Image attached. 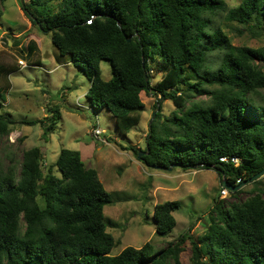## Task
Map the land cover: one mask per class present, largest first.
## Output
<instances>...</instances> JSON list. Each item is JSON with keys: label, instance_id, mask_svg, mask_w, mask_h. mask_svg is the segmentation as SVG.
<instances>
[{"label": "trees", "instance_id": "obj_1", "mask_svg": "<svg viewBox=\"0 0 264 264\" xmlns=\"http://www.w3.org/2000/svg\"><path fill=\"white\" fill-rule=\"evenodd\" d=\"M21 5L33 26L51 34L58 54L83 69L90 82L85 97L94 109L114 116L119 134L126 136L140 122L142 92L172 102L171 117L158 125L159 108L149 125L142 156L147 166L212 169L231 186L264 169V71L254 61L264 53L233 46L214 24L227 12V20L253 22L264 36V0H241L229 10L224 0H21ZM214 52L215 67L208 62ZM101 60L110 63L108 81L101 79ZM149 64H161L164 71L154 87ZM2 72L7 70L0 65ZM188 73L200 80L191 84ZM183 84L187 92L179 91ZM6 87H0V109ZM191 94L209 100L186 106ZM50 112L44 137L60 119L56 107ZM11 124L0 114V139ZM251 186L241 202L226 206L215 200L209 226L196 240L185 232L161 252L146 243L111 256L114 239L106 232L103 209L112 200L96 170L86 168L79 152L62 149L44 172L42 152L33 147L23 152L19 169L0 170V264H180L186 243L191 264H264V187L261 179ZM179 209L178 201L154 206L157 236L173 230Z\"/></svg>", "mask_w": 264, "mask_h": 264}, {"label": "rangeland", "instance_id": "obj_2", "mask_svg": "<svg viewBox=\"0 0 264 264\" xmlns=\"http://www.w3.org/2000/svg\"><path fill=\"white\" fill-rule=\"evenodd\" d=\"M240 1L224 0L226 10ZM0 9V65L7 70L5 75L0 73V87L7 86L0 114L12 120L8 135L0 139V170L10 165L19 169L23 152L33 147L42 152L44 172L53 165L60 150L79 152L86 168L96 170L112 200L103 209L106 232L114 239L111 256L118 255L126 247L139 249L146 243L161 252L185 232L196 240L209 226L208 215L215 200H222L227 206L248 197L251 183L244 185L238 195L232 196L229 191L227 198L222 199L220 179L212 169L185 170L176 165L165 171L147 166L138 159L139 152L136 154V151L144 152L149 124L155 118V106L159 103L161 109V117L156 122L159 125L173 114L172 102L164 98L159 101L160 95L155 92H142L140 99L144 111L140 122L126 136L119 134L114 116L105 109H94L85 97L90 82L83 69L68 55L58 54L50 33L31 24L21 0H7ZM226 16L227 12L221 13L214 24L233 46H246L264 53V36L253 22L240 24L227 20ZM218 58L217 52L211 53L208 62L215 67ZM18 60L27 63L28 67L19 68ZM254 61L264 71V59ZM99 68L101 79L108 81L111 78L110 63L101 60ZM148 68L152 71L150 84L154 87L164 71L161 64H149ZM186 79L191 84L200 80L190 73ZM202 82L206 84V87L203 85L205 88H211ZM188 88V84H183L179 91L187 92ZM261 94L264 98V90ZM191 98L186 106L209 100L208 95L191 94ZM53 107L59 110L60 119L53 132L44 137L48 125L46 117L52 115L50 109ZM96 126L105 131L102 137L106 144L92 138L91 131ZM56 175L59 177V173ZM263 177L260 178L261 187H264ZM166 201H178L180 209L173 213V230L160 237L155 234L152 212L156 204ZM189 257V244L186 243L179 253L180 264H191Z\"/></svg>", "mask_w": 264, "mask_h": 264}, {"label": "water", "instance_id": "obj_3", "mask_svg": "<svg viewBox=\"0 0 264 264\" xmlns=\"http://www.w3.org/2000/svg\"><path fill=\"white\" fill-rule=\"evenodd\" d=\"M127 42L130 41V39H126ZM144 80L146 83H148V77L145 75L144 76ZM163 99V96L160 95V99L159 101H161ZM159 109V103L157 104L156 106V111H158ZM155 116V113L153 114V117ZM150 125V124H149ZM145 154V152H139L138 154V159H141L142 160V156ZM173 166H176V165H171V167H168V168H163V167H157V166H152L154 169H157V170H165V171H170L171 168ZM264 176V169H262L260 172H258L257 174H255L253 177H251L250 179L244 181L243 183H241L240 185H237V186H231L229 183H227L226 181H222L221 182V186L225 189H227L228 191L230 192H234V191H237L239 189H241L244 185L246 184H250L254 181H257L259 180L260 178H262Z\"/></svg>", "mask_w": 264, "mask_h": 264}, {"label": "built area", "instance_id": "obj_4", "mask_svg": "<svg viewBox=\"0 0 264 264\" xmlns=\"http://www.w3.org/2000/svg\"><path fill=\"white\" fill-rule=\"evenodd\" d=\"M18 67L19 68H25V67H28V65L24 61L18 60ZM104 133H105L104 130L100 129L99 126H96L95 128L92 129L91 136H92V138L96 139L100 143L106 144V140L103 139V137H102V135ZM219 160H220V162H227L226 158H220ZM231 161L233 164H235V165L237 164V159L232 158ZM238 183H239V181H237V184ZM219 193H220V197L222 199H226L227 196L229 195V191L227 189L223 188L222 186L220 187Z\"/></svg>", "mask_w": 264, "mask_h": 264}, {"label": "crops", "instance_id": "obj_5", "mask_svg": "<svg viewBox=\"0 0 264 264\" xmlns=\"http://www.w3.org/2000/svg\"><path fill=\"white\" fill-rule=\"evenodd\" d=\"M221 183V182H220Z\"/></svg>", "mask_w": 264, "mask_h": 264}]
</instances>
